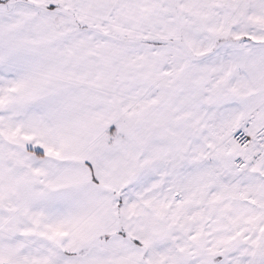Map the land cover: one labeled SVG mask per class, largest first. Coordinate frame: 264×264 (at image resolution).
<instances>
[{
	"label": "snow or ice",
	"instance_id": "1",
	"mask_svg": "<svg viewBox=\"0 0 264 264\" xmlns=\"http://www.w3.org/2000/svg\"><path fill=\"white\" fill-rule=\"evenodd\" d=\"M0 264H264V0H0Z\"/></svg>",
	"mask_w": 264,
	"mask_h": 264
}]
</instances>
